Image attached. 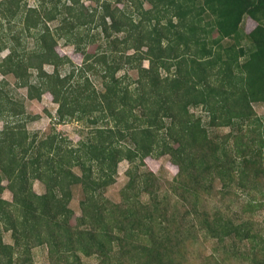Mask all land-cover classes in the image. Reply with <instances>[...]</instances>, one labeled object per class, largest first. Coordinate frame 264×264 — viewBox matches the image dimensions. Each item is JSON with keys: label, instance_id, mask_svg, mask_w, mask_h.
<instances>
[{"label": "trees", "instance_id": "obj_1", "mask_svg": "<svg viewBox=\"0 0 264 264\" xmlns=\"http://www.w3.org/2000/svg\"><path fill=\"white\" fill-rule=\"evenodd\" d=\"M94 1H101L99 11L67 0L61 16L45 9L44 17L35 7L21 10V0H0L1 18L25 13L28 29L42 18L58 20L53 31L38 29L32 50L20 53L0 37V51L8 48L0 72L26 87L29 99L51 94L56 123L85 121L89 129L75 144L53 125L29 132L25 123L36 115L0 80V228L12 238L4 242L0 230V264H36L38 246L47 247L49 264H84L82 255H95L94 264H188L198 236L229 257L264 264V237L254 222L204 202L236 188L248 194L264 177V120L252 106L264 105V0H154L162 7L142 8L138 21L107 0ZM245 17L256 22L249 32ZM93 21L95 33L80 30ZM96 36L101 50L87 51ZM58 38L75 45L81 65L56 51ZM122 64L136 78L118 77ZM197 106L206 120L190 112ZM212 127L229 131L219 139ZM165 154L177 172L164 188L144 160ZM124 159L128 179L116 203L104 191ZM34 180L44 192L33 190ZM75 186L80 215L70 207ZM5 189L11 200L1 197ZM255 202L254 210L261 206Z\"/></svg>", "mask_w": 264, "mask_h": 264}, {"label": "rangeland", "instance_id": "obj_2", "mask_svg": "<svg viewBox=\"0 0 264 264\" xmlns=\"http://www.w3.org/2000/svg\"><path fill=\"white\" fill-rule=\"evenodd\" d=\"M110 3V7H118L119 9H125L133 18L138 21L140 18L142 20V8L143 9H152L154 10L155 7L161 6V3L158 4L154 0H107ZM67 0H21V10L23 6L26 7H35L37 8L40 15L45 17L44 11L46 9L47 13L49 12H57V16H61L65 11V5L68 4ZM80 3L84 7H97L99 11V5L101 1L96 2L94 0H80L78 4L74 6L78 9L80 8ZM154 5V6H153ZM157 5V6H155ZM62 11V12H61ZM96 12V14L98 13ZM18 13L16 16L6 17L4 19L1 18L0 15V37L3 39L9 38V44L14 46L18 52H22L25 48L26 51L34 49L36 46V34L39 28H42L44 25H47L50 30H54L55 27L58 25L57 18L53 20H48L42 18V22L36 27H30L29 29L22 24L23 20V13L22 15ZM174 20V19H173ZM109 22V20L107 19ZM144 21L143 23H146ZM244 30L249 32L251 29L254 28L256 22L249 18L245 17L243 22ZM142 25V23H141ZM95 22L87 23L85 26L81 27L80 30L88 29L89 33H95ZM84 30V33L86 32ZM81 32V31H80ZM83 33V32H82ZM121 37V34H119ZM56 36V34H55ZM15 37V38H14ZM12 38V40H11ZM102 42L96 36V40L92 44L87 45V51L94 52L98 44ZM56 51L60 55L67 56L70 61L75 65H81L83 56L79 51L75 48V45L71 44L70 42L66 41L64 38H58L55 45ZM101 49H97L96 51H100ZM131 51V50H130ZM8 53V48L5 46L0 51V61L2 58ZM122 53V52H121ZM118 56L121 54L118 52ZM143 66L148 65L147 60L142 61ZM122 68L118 70L116 75L118 77H125V83L128 82V77L136 78L137 72L128 68L127 64H122ZM70 64L66 63L62 67H60V71L62 74L67 73ZM44 69L47 72L52 71V65L45 64ZM32 72V76H35V69H30ZM98 89L101 88L100 79L96 76H90ZM5 79L8 83L7 87L12 89L15 95L24 98V106H25V113L28 115H36L31 121H27L25 123L26 128L29 132H36L38 131L40 134L48 132L50 128H55V131L59 132L62 137L65 138L66 142H71L73 144L77 143L81 139H85L88 135L89 129L86 127L85 121H62L60 123H56L55 119L52 118L56 115V108L57 104L52 101V96L48 92H45L40 99H29L26 97V87H20L15 84V77L12 74H2L0 72V80ZM253 109L256 114L264 120V105L261 102H253L252 103ZM190 112L194 113L195 115H202L203 120H206V114L203 112L200 106L197 107H190ZM3 121L0 120V128L2 127ZM98 124H101L99 121ZM211 134L218 135L219 139H223V134L229 131V127H219V128H210ZM145 168L151 169L155 172L157 177L160 180V183L165 188L169 180H171L175 173L177 172V167L170 162L169 155L165 154L159 156L157 158L148 156L145 158ZM129 166V162L127 160H121L117 165V170L114 175V182L109 185L106 190L104 191V196L110 199L113 202H119L120 200V189L125 185L128 177L125 174L126 169ZM76 172H79L77 168H75ZM6 180L2 181L3 185H6ZM216 188L220 187V183H215ZM32 188L36 193L44 192V184L39 180H34L32 182ZM235 193L233 195L227 194L223 198H219L217 196H205V204L208 207H219L220 210L224 211L228 216H239L242 219H249L254 222V228L257 230L258 236L262 239L264 237V177H260L256 183V189L250 190L248 194L241 189L236 188L234 190ZM1 197L11 200L12 194L8 189H5ZM81 198V191L78 186L73 188V196L70 201V207L74 210L75 215H80V208H79V199ZM255 199V204L258 205L260 203L261 206H257V209L251 208V204L249 202ZM1 230V228H0ZM2 238L4 242H12V238L10 236V231L1 230ZM246 246H249V243H246ZM218 245L213 240H205L201 236H198L197 239L194 240L193 246L191 249L194 250V255L192 256V260L189 261L188 264H195L199 262H203L206 264H256L255 261L248 258H244L242 256L233 255L229 257V253L222 251V247L220 250L216 251ZM33 258L36 264H49L48 257H47V247L46 246H38L32 248ZM226 255V256H225ZM228 256V257H227ZM229 258V261L227 260ZM82 260L84 264H94L97 262V258L95 255H82Z\"/></svg>", "mask_w": 264, "mask_h": 264}]
</instances>
